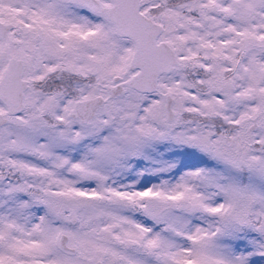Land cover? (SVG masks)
<instances>
[{
    "label": "snow or ice",
    "instance_id": "snow-or-ice-1",
    "mask_svg": "<svg viewBox=\"0 0 264 264\" xmlns=\"http://www.w3.org/2000/svg\"><path fill=\"white\" fill-rule=\"evenodd\" d=\"M0 264H264V0H0Z\"/></svg>",
    "mask_w": 264,
    "mask_h": 264
}]
</instances>
